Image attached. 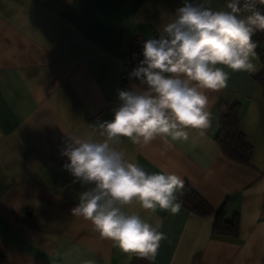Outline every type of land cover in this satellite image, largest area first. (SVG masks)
I'll use <instances>...</instances> for the list:
<instances>
[{"label": "crops", "instance_id": "obj_1", "mask_svg": "<svg viewBox=\"0 0 264 264\" xmlns=\"http://www.w3.org/2000/svg\"><path fill=\"white\" fill-rule=\"evenodd\" d=\"M229 2L214 10L228 11ZM182 4L0 0V264H132L134 254L72 215L93 185L74 182L61 152L67 136L105 139L91 126L113 119L119 91L139 86L120 79L118 56L127 38H157ZM253 63L250 73L224 67L228 85L207 93L212 120L203 137L190 130L187 142L171 148L160 138L138 145L121 137L112 145L149 173L178 174L214 210L200 216L182 205L173 215L135 202L124 206L158 222L166 235L146 264H264V93L255 80L264 65L258 56ZM234 103L253 147L249 165L226 157L215 138L220 111ZM220 209L227 219L237 215L235 236L212 233Z\"/></svg>", "mask_w": 264, "mask_h": 264}, {"label": "clouds", "instance_id": "obj_2", "mask_svg": "<svg viewBox=\"0 0 264 264\" xmlns=\"http://www.w3.org/2000/svg\"><path fill=\"white\" fill-rule=\"evenodd\" d=\"M257 5L264 0H243L242 5L241 0H230L228 11H215L203 2L183 0L160 35L144 41V59L129 74L139 86L119 91L121 103L113 119L91 126L105 139L67 136L61 152L69 161L64 169L74 182L93 185L80 194L71 213L90 221L101 238L122 253L154 261L166 239L158 222L126 212L124 206L135 202L153 213L159 208L178 214L185 182L174 172L149 173L139 163L126 161L124 152L112 145L121 137L138 145L160 138L171 148L172 142H187L190 130L203 137L212 120L207 93L228 85L224 67L232 72L256 70L252 37L264 32V10ZM242 11L247 15L242 17Z\"/></svg>", "mask_w": 264, "mask_h": 264}, {"label": "trees", "instance_id": "obj_3", "mask_svg": "<svg viewBox=\"0 0 264 264\" xmlns=\"http://www.w3.org/2000/svg\"><path fill=\"white\" fill-rule=\"evenodd\" d=\"M198 0H190L196 3ZM253 41L257 47L255 49L256 56L264 65V49L261 48V42L264 40V32L257 31L253 37ZM255 80L264 93V67L256 75ZM240 106L237 103L227 105L220 111L218 121V132L216 134V141L222 153L229 159L243 164L249 165L253 153V147L246 141V138L241 131L239 122ZM182 205L188 208L193 213L206 216L214 213L213 208L196 194L191 187L185 183L183 194L179 196ZM238 218L234 215L231 219H227L222 209L215 214V222L212 228V233L217 235L235 236L237 233ZM2 256L0 254V262ZM147 260L140 259L134 255L132 264H146Z\"/></svg>", "mask_w": 264, "mask_h": 264}, {"label": "built area", "instance_id": "obj_4", "mask_svg": "<svg viewBox=\"0 0 264 264\" xmlns=\"http://www.w3.org/2000/svg\"><path fill=\"white\" fill-rule=\"evenodd\" d=\"M243 0H241V5ZM259 10H264V5H257ZM247 12L242 11L241 16H246ZM146 41L141 35L136 34L127 38L126 49L118 56L120 65V79L127 83L130 80H137L130 78V73L139 66L143 57V43ZM138 81V80H137Z\"/></svg>", "mask_w": 264, "mask_h": 264}, {"label": "rangeland", "instance_id": "obj_5", "mask_svg": "<svg viewBox=\"0 0 264 264\" xmlns=\"http://www.w3.org/2000/svg\"><path fill=\"white\" fill-rule=\"evenodd\" d=\"M197 2H203L206 6H209L214 10L219 4L226 2V0H198Z\"/></svg>", "mask_w": 264, "mask_h": 264}]
</instances>
